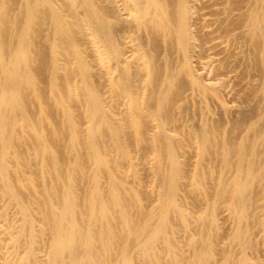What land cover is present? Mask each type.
<instances>
[{
	"label": "bare ground",
	"instance_id": "1",
	"mask_svg": "<svg viewBox=\"0 0 264 264\" xmlns=\"http://www.w3.org/2000/svg\"><path fill=\"white\" fill-rule=\"evenodd\" d=\"M126 2L147 35L148 49L134 40L133 60L118 46L108 6L98 0L0 1V193L16 206L21 224H6L3 213L0 220L8 240L25 247L17 264H258L249 255L258 225L264 228V214L254 212L255 187L264 184V0L245 21L251 51L244 70L259 73L260 101L230 127L205 121L186 133L168 125L184 106L187 84L211 92L191 66L195 31L188 0ZM240 5L227 0L229 11ZM241 23L233 17L222 27L231 33ZM83 35L102 59L100 76L82 48ZM162 46L167 58L159 67ZM174 53L181 56L177 68ZM100 77L108 78L115 95L110 104ZM120 97L127 108L122 115L115 111ZM260 107V118L237 138L244 119ZM180 135L197 141L200 158L188 205L178 200L186 178ZM129 145L144 158L147 151L153 155L158 180L151 194L141 190ZM224 202L235 227L219 246ZM44 243L41 260L36 250Z\"/></svg>",
	"mask_w": 264,
	"mask_h": 264
},
{
	"label": "rangeland",
	"instance_id": "2",
	"mask_svg": "<svg viewBox=\"0 0 264 264\" xmlns=\"http://www.w3.org/2000/svg\"><path fill=\"white\" fill-rule=\"evenodd\" d=\"M98 3L104 7L108 6L110 19L116 26L115 35H119V37L116 36V40L125 58L134 59L135 39H137L143 48L148 49L147 35L145 31L142 32L140 29L141 21L132 18L126 0H98ZM260 5L261 0H241L239 8L229 11L227 9V0H188L190 20L195 31V37L192 39L189 51L191 66L194 75L201 82L202 86L209 88L211 92L205 94L200 87L188 83L184 90V106L177 108L173 112L175 120L168 125L169 131L186 133L189 128H200L205 121L219 122L225 127H230L234 121L241 117V114L245 110L251 106H257L261 99V95L259 94L260 75L252 68L244 70V67L247 65L246 55L251 51L247 38L248 27L245 21L248 12L253 8H258ZM16 11L14 10L12 13H16ZM233 17L242 19V23L231 33H227L222 25L224 26ZM203 37H206V40H202ZM81 45L88 60L93 65V72L97 76H100L104 65L98 55L97 48L90 42L87 35L81 37ZM158 56L156 62L159 67H162L167 58V51L164 46H162ZM180 59V54H173L172 68L174 66V68H177ZM135 66L138 67L137 62ZM99 82L106 103H112L115 100V95L109 86L108 78L100 77ZM150 108L154 111L156 105L151 103ZM126 109V100L124 97H120L116 102L115 111L119 115H122L126 112ZM262 111L263 108L260 107L256 115L248 116L244 119L240 131L236 136L237 138L245 135L250 123L257 118L259 119ZM149 133H156L154 126H151ZM129 147L134 156V161L140 169L141 190L146 194H151L158 180L154 172L153 155L150 151H147L144 158L140 153L135 151L132 145H129ZM177 152L186 175L178 200L187 202L188 205L191 197L190 188L193 183L191 175L200 160L198 143L196 140H189L185 136L180 135L178 137ZM261 155L264 156V152ZM31 158L33 160L37 159L32 156ZM1 163L2 151L0 149V165ZM23 174L25 176L28 175L27 172ZM15 176L14 178H16ZM82 186L84 189L88 187V185ZM254 191L259 197V208H256L254 212L256 216L261 217L264 214V184L260 183L256 185ZM151 204L152 200L146 202V208H150ZM188 207L189 210L192 208L191 205ZM197 209L199 210V207ZM0 213L4 214L6 224L14 227L20 226L21 220L16 206L10 202L7 195H3L2 193H0ZM219 218L221 222V229L218 232L219 246H223L226 238L235 227V223L225 202L220 204ZM5 223L0 220V240L2 241L0 244V261L1 264H17L25 247L13 244L8 240ZM174 223L178 229L179 222L175 221ZM177 238L184 244L182 247L183 253L189 255L190 250L186 244L187 238L184 232L178 230ZM252 245L253 251L249 256L255 259L258 264H264V228L262 225H258ZM46 253L47 245L45 243L40 245L36 250V255L41 260L46 259ZM237 255L238 250L234 249V256L236 257Z\"/></svg>",
	"mask_w": 264,
	"mask_h": 264
}]
</instances>
